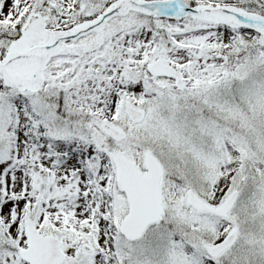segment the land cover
Returning a JSON list of instances; mask_svg holds the SVG:
<instances>
[{"label": "snow or ice", "instance_id": "6c2138e0", "mask_svg": "<svg viewBox=\"0 0 264 264\" xmlns=\"http://www.w3.org/2000/svg\"><path fill=\"white\" fill-rule=\"evenodd\" d=\"M0 264H264V0H0Z\"/></svg>", "mask_w": 264, "mask_h": 264}]
</instances>
